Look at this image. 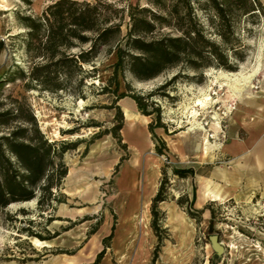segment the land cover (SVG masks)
<instances>
[{
    "label": "rangeland",
    "instance_id": "obj_1",
    "mask_svg": "<svg viewBox=\"0 0 264 264\" xmlns=\"http://www.w3.org/2000/svg\"><path fill=\"white\" fill-rule=\"evenodd\" d=\"M52 1L0 0V40L4 41L3 47L0 46V71L12 64L28 69L24 42L27 29L20 17L40 15ZM260 1L261 12L254 17L243 16L237 25L240 40L237 52L243 58L238 59L230 52L234 70L208 67L199 82L182 79L176 82L168 91L174 99L154 96L161 105L162 121L168 129L167 133L155 129L166 141L168 149L164 155L157 153V141L148 129L154 116L143 115L131 98L125 101L134 104L139 117L130 123L120 100L117 105L124 114L121 139L111 132L118 123L117 109L111 107L113 96L100 93L116 60L111 46L103 47L96 59L98 71L87 79L84 97L65 92H25L22 81L6 88L15 94H27L44 133L51 141L69 143L71 149L64 154L69 175L59 189L53 190V195L40 188L34 199L0 209V264H62L64 261L93 264L105 245V254L98 264H264V161L258 167L256 157L248 158L252 152L264 156V144L231 155L225 152L230 137L221 145L223 141L209 139L204 130L199 129L193 135L185 133L193 119L200 121V106L209 110L213 98L222 107L230 100L237 101L236 110L225 123L228 132L242 99L233 93L236 81L227 79L224 73H234L237 80L241 79L244 96L248 91L252 97L261 99L264 0ZM210 31L209 36L221 43L215 30ZM174 73L170 71L150 81L128 76V81L136 91L146 93ZM256 78L260 79V87L255 90L251 80ZM215 91L217 95L212 94ZM199 133L217 145L212 157L197 144ZM238 137L243 138V133ZM187 167L194 168V176L181 178L173 174L174 168ZM219 167L234 175L235 185L219 182L215 175ZM164 168L169 184L168 198L159 204L164 216L160 228L163 242L159 245L152 227L151 205ZM194 186L196 200L192 202ZM216 191L227 195L226 201L216 200ZM180 197L183 206L178 202ZM191 206L194 216L187 211ZM205 207L209 209L195 212ZM210 209L214 212L213 230L209 229ZM175 214L183 218L178 221ZM112 231V238L104 244ZM38 235L51 239L42 240ZM212 235L217 236L220 251L212 244ZM155 254L158 256L154 260Z\"/></svg>",
    "mask_w": 264,
    "mask_h": 264
},
{
    "label": "trees",
    "instance_id": "obj_2",
    "mask_svg": "<svg viewBox=\"0 0 264 264\" xmlns=\"http://www.w3.org/2000/svg\"><path fill=\"white\" fill-rule=\"evenodd\" d=\"M262 9L260 0H54L40 15L20 17L27 29L24 42L30 64L27 70L12 64L0 71V209L34 199L40 188L53 195V190L59 189L68 176L64 154L71 149L69 143L51 141L40 126L29 96L23 92L15 94L6 89L8 86L22 81L25 92H65L84 97L87 79L98 71L96 59L103 47L111 46L116 60L106 85L100 89L101 94L113 96L111 107L117 109L118 123L111 132L121 139L124 114L117 103L131 98L143 115L154 116L148 129L157 141V153L164 155L168 149L166 141L155 129L166 133L168 129L154 96L174 99L168 91L176 82H199L208 67L234 70L230 52L243 58L237 52V25L243 16L254 17ZM211 28L221 43L209 36ZM87 65L93 68L87 69ZM170 71H175L171 78L146 93L136 91L128 81V76L150 81ZM162 173L151 205L152 227L159 245L163 242L160 228L164 218L159 204L167 200L169 184L165 168ZM173 174L186 178L195 172L193 167L174 168ZM195 200L196 186L192 202ZM178 202L183 206L182 197ZM206 209L209 207L195 212ZM192 210V206L187 209L194 216ZM210 211L209 229L213 230L214 212ZM113 231L104 244L112 238ZM106 247L93 264L101 261Z\"/></svg>",
    "mask_w": 264,
    "mask_h": 264
},
{
    "label": "crops",
    "instance_id": "obj_3",
    "mask_svg": "<svg viewBox=\"0 0 264 264\" xmlns=\"http://www.w3.org/2000/svg\"><path fill=\"white\" fill-rule=\"evenodd\" d=\"M262 68L264 69V63H262ZM240 98L242 99L240 102L241 107L239 106L238 110L235 112V115L233 116L234 119L231 122V126L228 132H226V137L223 143H221V145H225V143H227L229 139L228 137L231 138V140L226 144L225 151L227 154L231 155H240L247 151L249 147L257 146L262 143L264 144V93L261 95V99H256L252 96ZM128 99V97H125L121 100ZM213 128L216 130L215 125H213ZM240 133H243V138L238 137ZM255 157L256 161L258 162L257 166L261 167L262 162L264 161V156H256L253 152L252 154L250 153V155H248V158ZM215 175L217 179H220L219 182L224 181L225 183H230L233 185L236 184V182L233 180L234 175H232L224 167L217 168ZM212 182L217 185L219 184V182L217 183V181ZM163 202H161L160 205ZM62 264H66V261L62 262Z\"/></svg>",
    "mask_w": 264,
    "mask_h": 264
},
{
    "label": "bare ground",
    "instance_id": "obj_4",
    "mask_svg": "<svg viewBox=\"0 0 264 264\" xmlns=\"http://www.w3.org/2000/svg\"><path fill=\"white\" fill-rule=\"evenodd\" d=\"M224 75L226 76L227 79L231 80L234 79L236 81V84L234 85L233 87V93L239 98V97H242V98H246V96H252V93L251 92H246V96L243 95V86L244 84L241 83V79L240 80H237L238 77H236V74H231V73H224ZM235 77V78H232V77ZM234 82V81H233ZM247 89V88H246ZM245 94V93H244ZM207 95V94H206ZM205 95V96H206ZM206 98V97H205ZM209 97H207L208 99ZM211 99V98H210ZM122 101V108H123V111H124V114L126 116V119L130 121V123H135V120L137 117H139V113L137 110H135V107H134V104L132 103H129V102H126L125 100H121ZM134 102V101H133ZM217 115V114H216ZM215 125V128L219 129L221 128L219 122H214L213 123ZM204 130L205 133H206V130L202 127L201 125V122L198 120V119H193L192 122H191V125L187 128V130L185 131V133H190L193 135L196 134V132H198V130ZM207 135V134H206ZM198 136V140H199V146L204 150V152L206 153V155H210L211 157L213 156V153L217 147V145H214V144H211L204 136L202 133H199ZM208 136V135H207ZM156 188V185L154 186ZM215 195V199L216 200H219L221 202L223 201H226L227 199V195H224L222 194L221 192H218L216 191V193L214 194ZM213 196V195H212ZM147 204V203H146ZM146 208V207H145ZM147 210V209H146ZM147 213V212H146ZM173 217V215H172ZM174 218L178 221H180L183 217L179 214H175L174 215ZM36 243L40 244L41 241L38 240V239H35Z\"/></svg>",
    "mask_w": 264,
    "mask_h": 264
},
{
    "label": "built area",
    "instance_id": "obj_5",
    "mask_svg": "<svg viewBox=\"0 0 264 264\" xmlns=\"http://www.w3.org/2000/svg\"><path fill=\"white\" fill-rule=\"evenodd\" d=\"M251 84L253 85L252 89H255V90L259 89L260 79L256 78L254 80H251ZM212 94L217 95V92L215 91ZM212 102L214 103H211V105H208L209 110L203 109V107L200 106L201 109L200 110L198 109V114H199L198 118L201 121L202 127L206 130L209 139L211 140L217 139L219 141L220 140L224 141L226 137L225 123H226V120L229 118V116L232 114V112L236 110L237 101L235 99L230 100L228 101V104L224 107L217 105L219 103L218 99L213 98ZM214 106L216 107L215 110L211 109V107L213 108ZM214 122H219L221 126L218 132H216L215 129L212 127V124Z\"/></svg>",
    "mask_w": 264,
    "mask_h": 264
},
{
    "label": "water",
    "instance_id": "obj_6",
    "mask_svg": "<svg viewBox=\"0 0 264 264\" xmlns=\"http://www.w3.org/2000/svg\"><path fill=\"white\" fill-rule=\"evenodd\" d=\"M210 240H211L212 244L214 245V247L216 248V250L220 251L221 246H220V243L218 241L217 236L216 235L210 236Z\"/></svg>",
    "mask_w": 264,
    "mask_h": 264
}]
</instances>
